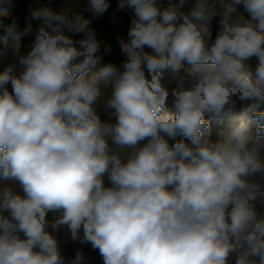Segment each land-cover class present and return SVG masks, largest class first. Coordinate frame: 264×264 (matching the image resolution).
Returning a JSON list of instances; mask_svg holds the SVG:
<instances>
[{
    "label": "clouds",
    "instance_id": "1",
    "mask_svg": "<svg viewBox=\"0 0 264 264\" xmlns=\"http://www.w3.org/2000/svg\"><path fill=\"white\" fill-rule=\"evenodd\" d=\"M14 7L0 0V18ZM117 7L133 12L119 67L72 0L0 36L34 37L0 69V264H83L61 229L103 264H264V0ZM212 121L227 122L216 140Z\"/></svg>",
    "mask_w": 264,
    "mask_h": 264
},
{
    "label": "trees",
    "instance_id": "2",
    "mask_svg": "<svg viewBox=\"0 0 264 264\" xmlns=\"http://www.w3.org/2000/svg\"><path fill=\"white\" fill-rule=\"evenodd\" d=\"M15 2V11L19 16V28L21 26V22L26 21V19L30 16L31 10H35L38 7L43 6H51L54 10H60L65 6V0H14ZM72 3L76 6L77 11L83 13L86 18L91 19V24H93L97 29H101V36L103 39H109L114 46V51L109 52L104 56V62H113L118 67L122 64V62L126 59V56L122 54L120 47V39H127V33L130 27L131 19L133 17V12L131 9H118L117 5L119 0H109L110 7L107 11L98 17H93L92 14L86 10L87 0H72ZM163 3L166 5L168 0H163ZM239 11L243 13L245 16H248V13L244 10L243 6H239ZM11 23L9 18H0V36L5 34V28ZM34 26L40 22L34 21ZM219 30V17L214 18L212 22V35L213 39L217 31ZM82 34H76L74 39L81 37ZM33 38L32 37H22L20 40L19 48L14 49L12 43L10 42L8 46H4L0 44V69L6 66L9 63H16L17 67H19V58L21 56H26L28 52L31 50ZM103 50V47H102ZM146 51H150L146 49ZM99 69H93L89 73L98 71ZM109 91H111V86L109 87ZM242 105L238 103L237 109ZM169 108H172L171 103H169ZM102 122L105 123H114L110 122L104 115L98 113ZM206 118L207 115H206ZM227 122H216L212 121L210 125V138L216 140L219 138V135L222 131L226 130ZM253 132H255V125H253ZM182 137H177V139H181ZM109 142L111 143V139L109 138ZM173 142V141H170ZM145 142H141V146ZM119 151V150H118ZM131 149H125L122 154L128 156L131 153ZM105 186H110V182L108 180V174L106 173L103 177ZM262 211H264V206H262ZM80 249L83 251L84 255H89L94 257L95 264L99 262H103L102 257L99 254L97 249H93L90 244H81L78 240L75 242H65L61 252L65 257L66 262L75 258L76 251Z\"/></svg>",
    "mask_w": 264,
    "mask_h": 264
},
{
    "label": "rangeland",
    "instance_id": "3",
    "mask_svg": "<svg viewBox=\"0 0 264 264\" xmlns=\"http://www.w3.org/2000/svg\"><path fill=\"white\" fill-rule=\"evenodd\" d=\"M9 19L11 20V22H12L13 19H15L17 21L18 25H19L20 20H19V16L16 13L15 9H13L12 17L9 18ZM25 24H26V21L21 22V26H20L21 30L25 27ZM90 26L95 30L98 39H100L101 42H102L104 40L103 39L104 37L101 36V33H100L101 29L100 28L97 29L93 24H91ZM28 37H32L34 39L33 36H28ZM81 37H79V38H81ZM79 38H76V39H79ZM114 53H115V51H114ZM0 183H3V182H0ZM17 191H20V189L17 188ZM52 218H53V214L49 213V219H52ZM58 238L62 239L64 242H75V241L71 240L69 234L64 229L60 230V232L58 233Z\"/></svg>",
    "mask_w": 264,
    "mask_h": 264
},
{
    "label": "built area",
    "instance_id": "4",
    "mask_svg": "<svg viewBox=\"0 0 264 264\" xmlns=\"http://www.w3.org/2000/svg\"><path fill=\"white\" fill-rule=\"evenodd\" d=\"M105 45L110 46V48H111L110 53L115 50L113 44L111 43V41L109 39H105V40L102 41V47L105 46ZM98 113L104 115L108 120H110V122H115L114 118H110L109 117L107 111L104 109V107L102 105L98 108ZM120 154H121L122 158L127 159L126 155H124L122 153H120ZM58 239L60 240L61 249H62V247H63L65 242L62 239H60V238H58ZM83 264H95L94 257L89 256V255H84ZM98 264H103V262H99Z\"/></svg>",
    "mask_w": 264,
    "mask_h": 264
}]
</instances>
